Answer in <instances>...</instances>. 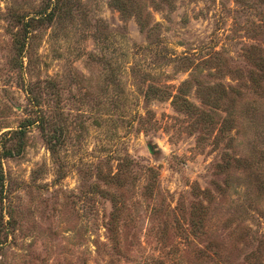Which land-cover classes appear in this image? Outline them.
<instances>
[{
	"label": "rangeland",
	"instance_id": "obj_1",
	"mask_svg": "<svg viewBox=\"0 0 264 264\" xmlns=\"http://www.w3.org/2000/svg\"><path fill=\"white\" fill-rule=\"evenodd\" d=\"M0 264H264V0H0Z\"/></svg>",
	"mask_w": 264,
	"mask_h": 264
},
{
	"label": "trees",
	"instance_id": "obj_2",
	"mask_svg": "<svg viewBox=\"0 0 264 264\" xmlns=\"http://www.w3.org/2000/svg\"><path fill=\"white\" fill-rule=\"evenodd\" d=\"M33 103H34V104H39V101L36 100V99H35V101H34V98H33ZM31 123H33V120L28 119V124H27V125H29V124H31ZM22 132H23V130H20V131H19V133H22Z\"/></svg>",
	"mask_w": 264,
	"mask_h": 264
}]
</instances>
